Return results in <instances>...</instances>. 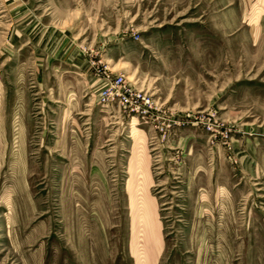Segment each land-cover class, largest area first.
<instances>
[{
  "label": "rangeland",
  "instance_id": "374dc122",
  "mask_svg": "<svg viewBox=\"0 0 264 264\" xmlns=\"http://www.w3.org/2000/svg\"><path fill=\"white\" fill-rule=\"evenodd\" d=\"M0 264H264V0H0Z\"/></svg>",
  "mask_w": 264,
  "mask_h": 264
},
{
  "label": "built area",
  "instance_id": "2783aa9c",
  "mask_svg": "<svg viewBox=\"0 0 264 264\" xmlns=\"http://www.w3.org/2000/svg\"><path fill=\"white\" fill-rule=\"evenodd\" d=\"M97 102L102 106H117L127 116L144 118L153 110L151 98L133 87L124 76L102 72V86L97 92Z\"/></svg>",
  "mask_w": 264,
  "mask_h": 264
},
{
  "label": "crops",
  "instance_id": "0c3cea01",
  "mask_svg": "<svg viewBox=\"0 0 264 264\" xmlns=\"http://www.w3.org/2000/svg\"><path fill=\"white\" fill-rule=\"evenodd\" d=\"M92 79H93V78H92ZM93 81H94V79H93ZM96 81H98V80L96 79ZM100 82H101V84H102V80H101ZM95 86H96V84H95ZM95 88H97V86H96Z\"/></svg>",
  "mask_w": 264,
  "mask_h": 264
}]
</instances>
